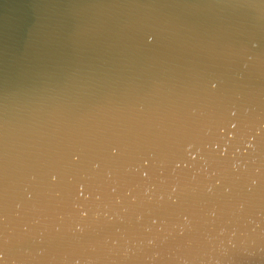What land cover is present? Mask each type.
Segmentation results:
<instances>
[{"label":"water","instance_id":"1","mask_svg":"<svg viewBox=\"0 0 264 264\" xmlns=\"http://www.w3.org/2000/svg\"><path fill=\"white\" fill-rule=\"evenodd\" d=\"M0 264H264V0H0Z\"/></svg>","mask_w":264,"mask_h":264}]
</instances>
